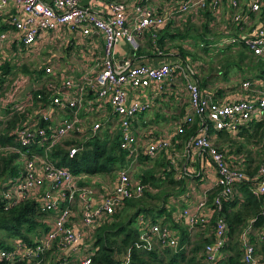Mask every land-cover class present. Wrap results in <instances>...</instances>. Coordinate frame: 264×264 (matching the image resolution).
<instances>
[{
	"label": "built area",
	"instance_id": "obj_1",
	"mask_svg": "<svg viewBox=\"0 0 264 264\" xmlns=\"http://www.w3.org/2000/svg\"><path fill=\"white\" fill-rule=\"evenodd\" d=\"M148 1L0 0V19L5 13L6 6L11 2L24 11L25 15L22 18L13 14L10 20L15 29L23 34L26 45L36 40L40 30L51 31L65 23H69L72 27H80L85 34H90L94 29L103 33L101 68L93 78H88L87 82L96 87L97 96L101 101H109L112 105L119 117L121 146L127 149L129 156L132 157L137 156L140 148L133 130L134 118L140 112L149 109L152 103L138 97L131 99L129 89L149 87L153 83L161 88L174 67L170 62L155 65L133 63L130 59L118 61L116 48L123 36L127 37L133 45L138 46V36L146 28L167 23L172 16L177 15V12L199 13L203 9L210 8L217 14L215 20L218 22L223 19L221 12H226L227 9L228 15L230 14L229 21H231V24L226 26L228 35L218 42L209 44L225 48L227 45L237 43L239 37L232 33L230 27L235 23L239 25L253 18L260 23L254 26L252 32L246 34L245 42L253 53L264 54V20L262 18L264 0H175L176 10L168 14L159 13ZM96 2L106 4L109 10L106 15H101L98 6L95 7ZM129 18L133 19L132 24ZM7 36L6 32L0 31V41H4ZM1 65L0 59V84ZM176 66L183 69L186 65L178 63ZM47 70L50 71V68ZM23 78L26 80V77ZM187 80L191 114L181 120L178 131L185 132L186 126L195 122L196 118L198 119V132L193 135L191 142L199 148L206 149L216 164L220 192L215 197V203L220 209L223 198H231L238 188L237 183L248 174L243 168L234 167L228 162L225 153L209 136L210 125L216 129L227 128L238 131L241 125L253 119H259L264 114V87L260 89L258 95L250 98L220 101L205 93L198 82L192 79ZM15 81L16 79L9 89L11 90L9 99L14 97L18 90L20 91L17 86L22 80L18 84ZM64 83L71 84L72 81L67 79ZM54 85L52 82L48 83L52 90V99L56 103H61L60 95L54 93ZM243 85H250V81H243ZM79 101L80 99H76L71 101V104L77 106ZM99 127L100 123L94 124L95 130ZM81 129L80 118L77 115L65 117L54 127L41 123L39 120L18 124L16 131L18 141L22 145L19 150H21V157L24 158V169L20 176L11 180L12 187L2 193V196L12 204H17L26 197L36 198L40 201L42 210L49 214L48 219L52 227L38 237L34 245H30L24 239H16L12 247H0V259L22 262V264H90L92 257L86 252L83 244L86 235H90V231L98 225L103 216L115 210L118 200L140 196L144 192L145 184L132 178L127 168H120L114 188L108 196L99 204L91 202L92 193L89 186L78 183L80 175L74 174L71 168L51 160L47 152L68 135ZM168 144L169 140L166 138L154 140L148 145L147 152L150 156H155ZM41 147L45 153L40 151ZM81 147V143L73 145L70 148V155L73 156ZM253 177L256 184L252 187V191L258 195L264 193V161ZM78 203L82 207L81 213L77 212ZM206 203L207 198L203 199L199 205L204 207ZM182 216L189 218L191 227L206 219L199 213L192 214L188 209H183L178 218ZM78 217H81L80 223L76 219ZM138 224L141 229L139 244L142 247L153 248V241L175 246L179 241L178 234L169 224L151 221L144 214L138 216ZM248 228L250 229L251 225ZM227 231V221L224 218H218L215 225V240L206 245L207 264H218L227 243ZM242 242L246 263L256 264V247L249 238L248 229L242 234ZM56 245L60 247L57 251L67 249L69 255L57 252L55 256L48 258L47 250H51ZM71 256L79 261L71 260ZM129 263L130 258L127 256L123 264Z\"/></svg>",
	"mask_w": 264,
	"mask_h": 264
},
{
	"label": "crops",
	"instance_id": "obj_2",
	"mask_svg": "<svg viewBox=\"0 0 264 264\" xmlns=\"http://www.w3.org/2000/svg\"><path fill=\"white\" fill-rule=\"evenodd\" d=\"M148 3L161 14H168L176 10L175 0H149ZM96 6H98V11L101 15H106L109 11L103 2H96ZM13 14L18 15L20 18L25 15L24 11H21L20 6L11 2L6 6L5 13L0 19V31L6 32L8 35L4 41H0V58H2L1 60L4 64H9L10 70L5 77L11 78V81L5 84L4 90L10 89L11 84L15 80L13 77L16 70L20 71L18 77L23 76L20 78L22 82L18 86L20 91L11 100L7 95L5 98L0 97V107H4L9 102H13L17 107L26 104L29 110L27 111V121L36 122L39 120L41 123L46 122L44 124L53 127L61 123L65 117L77 115L80 118L82 129L76 131V133H79L80 136L84 134L85 138H88L99 130L101 132L108 131L112 137L117 134L120 135L119 117L112 105L109 101H101L97 96L96 87L87 82V79L93 78L101 68L104 46L103 33L94 29L90 34H85L80 27H72L69 23H65L51 31L40 30L36 40L32 44L26 45L23 41V34L15 29L10 20ZM215 17H217V14H215ZM229 17L230 14L228 15L227 9L226 12H221V18L224 19L226 26L229 25ZM206 20L207 17L201 13L177 12V15L172 16L170 21L156 26L157 28H161L170 22L173 28L169 27V30L172 32L179 29L183 31L189 24L196 23L198 26H201ZM129 22L132 24L133 19L129 18ZM214 23H216L215 19ZM259 23V21L249 18L246 22L239 24L236 30H234L233 26L230 27L232 31L236 32L234 35L239 37V41L225 48L226 50L224 49L221 53L235 54L236 50L244 49L246 53L251 54L253 57L256 56L263 59L261 61L256 59V62H254L253 67L258 68L256 72H240L234 76H230L229 74L232 68L230 67L228 72L225 73L223 65H219L215 69L216 71L204 74L203 71L206 63L200 61L199 65L188 56L190 54L193 55V50L195 49L192 45L191 36H187L183 41H178L184 45L183 47L190 50V53L186 57H183L179 53L178 47H172L168 51L150 49L143 54H137L136 49L138 46L133 45L124 36L117 44L116 55L120 62L125 59H130L133 63H150L155 65L162 62H170L174 67L170 77L164 81L161 88L156 83H153L149 87L129 89L131 99L138 97L150 101L152 106L146 111L140 112L134 118L133 130L140 147L139 152L135 157L129 156L128 164L121 168H127L132 178L137 181L142 180L141 175L145 171L152 170L156 175L157 182L163 183V189L170 193L165 202L167 208L172 209L176 220H183L188 225V217L182 216L178 218L183 209H188L192 214L199 213L201 216H204L206 219L203 223H206L214 215L215 211L208 202L204 207H201L199 204L203 199L207 198L208 201L209 192L218 186L219 176L216 164L209 152L206 149L195 146L191 142L194 134L185 139L183 138L184 132L178 131L181 120H184L187 115L191 114L187 79L198 82L205 93L220 101H234L243 97L250 98L258 95L260 89L264 87V54H255L248 45L247 47H243L240 42L241 40L245 42L246 34L252 32L254 26L259 25ZM224 33H226V29ZM138 37L142 39L143 34H140ZM220 39L212 40V42H218ZM196 48H199V45ZM209 50H206V52L212 54L218 49ZM242 61L240 64L249 61V59L245 58ZM178 63H183L186 66L182 69L176 66ZM23 65H27L34 71L44 70V77L55 78L56 82L54 83L53 90L55 94L60 95L61 103L53 101L45 106H35L32 98L33 90L48 83L36 79L34 76L31 77L32 73H29L30 75L23 73ZM48 68H50V71L47 70ZM23 77H26V80ZM67 79H70L72 83L65 84L64 82ZM246 80L250 81V85H243V81ZM76 99H80V101L77 106H73L71 101ZM0 116L4 118L8 117V113H5V108H0ZM88 118L95 119L96 121L91 122ZM96 123H100L99 130L94 129V124ZM247 126L250 128V131L253 130L252 125L248 124ZM224 130H229L232 135L220 133V129L213 128L209 136L225 153L228 162L232 166L247 167L251 164V159L247 156L248 153L243 152V150L248 148L247 138L241 135L234 137L239 131H233L232 129ZM90 131L93 132L88 135ZM197 132L198 129L195 134ZM161 138L168 139L169 144L159 151L157 155L150 156L147 152L148 145L154 140ZM232 139L234 141H231ZM263 143L264 141H261L259 144L264 149ZM238 145H244L245 148L236 151ZM262 155H264V152H262ZM21 161L24 166L22 157ZM156 161H158L157 164ZM154 166L158 172H155ZM170 169L173 170V177L181 181L179 184L167 182L166 170ZM78 175H80V178L90 181V183L102 184V179L98 183L96 179H89L86 173ZM87 183L90 184L89 182ZM101 190L104 193L92 194L91 202L99 204L110 193L105 184H102ZM76 208L81 213V204L78 203ZM168 214L163 213L159 215L156 221L171 225L168 221L169 218H166ZM147 217L149 220H153L151 214ZM164 219H167V221H164ZM197 227L194 229L197 232L203 230L200 233L208 236H211L213 233V229L206 230L200 226L199 228ZM87 237L88 235H86L83 243L86 249L88 248ZM61 253L69 255L67 249L63 251L58 250V254ZM226 254L227 249L222 251L221 258H224Z\"/></svg>",
	"mask_w": 264,
	"mask_h": 264
},
{
	"label": "trees",
	"instance_id": "obj_3",
	"mask_svg": "<svg viewBox=\"0 0 264 264\" xmlns=\"http://www.w3.org/2000/svg\"><path fill=\"white\" fill-rule=\"evenodd\" d=\"M226 7L229 8L228 6ZM200 13L206 16L207 20L201 26L196 23L189 24L183 31L180 29L177 31L173 30L174 32L169 30V27L173 28L170 22L161 28H157L156 25L149 26L141 33L143 38L140 39L138 37L139 45L136 53L143 54L150 49L168 51L172 47H178L179 53L186 57L190 50L183 47L184 45L178 41H183L187 36H191L195 38L197 45H205L203 50L206 51L212 47L211 50L218 49L212 53L213 56L216 58L224 57L226 54L221 53V51H224L226 47L221 50L218 45L211 46L209 43H212V40L217 38L211 37L212 39H210L203 30L204 28L205 30L212 29L218 24V22L214 23L216 18L214 10L206 8ZM262 18L264 20V13ZM261 22H263L262 19ZM229 24H231V21H229ZM233 27L234 30L238 29V23L233 24ZM193 28H196V33L191 31ZM225 29L226 24L222 29H218L222 35L218 39L228 35L227 31L224 35L222 34ZM232 33L236 32L232 31ZM240 44L243 47H247L246 42L242 40ZM235 54L244 60L245 58L247 59V56H250L244 49L236 50ZM259 60L263 59L259 57ZM239 64V61L232 59L231 61H224V72L227 73L230 67L233 68ZM22 67V70L32 73L36 79H44V70L34 71L27 65ZM1 69L0 97L5 98L6 95L2 94L10 95V90H4L5 84L11 81V78L5 77L10 70L9 64L2 62ZM32 98L35 106H45L52 103L50 86L44 84L42 87L34 89ZM0 108H5V113H9L6 118L0 117V191H6L12 187L11 180L20 176L24 169L21 161V150H19L22 145L18 141L19 137L16 128L18 124L26 122L28 118L27 109L18 108L13 102H9ZM248 124L253 126V130L250 131ZM198 126L199 122L196 118L193 124L186 126L187 129L183 133V138L186 139L195 134ZM213 128V125H210V131ZM224 129L227 128L220 129V133L232 135L229 130ZM238 131L234 137L241 135L247 138V146L249 148H247V156L250 157L252 149L255 148L253 147L255 146L253 145L254 142L260 143L264 141V115L262 118L253 119L249 123L241 125ZM246 131L247 133H245ZM231 141L234 140L232 139ZM64 142L51 147L48 151V157L58 164L71 168L76 175L116 172L129 162L128 150L121 146L119 134L112 137L108 131L101 132L99 130L83 140L72 138ZM80 143L82 147L71 156L70 148ZM69 146L71 147L69 148ZM242 148H245V146L238 145L236 151ZM263 150L262 148L261 151ZM40 151H44L43 147L40 148ZM243 152L246 151L243 150ZM263 161L264 155L253 170H250L251 164L245 167L248 175L237 183L239 184L238 188L231 198H223L220 209L215 203V197L220 192V187L217 186V188L209 192L207 202L215 211L214 215L206 223H198L193 228L183 220H176L172 209H168L165 203L170 193L163 189V183L157 182L156 175L152 170L145 171L141 175L142 180L140 181L145 184L144 192L140 196L125 197L118 200L115 210L103 216L100 219V223L90 231V235L87 238L88 248L86 249V252L90 253L92 257L90 264H123L127 256L130 258L129 264H207L206 245L215 240V225L218 218H224L228 223L227 243L223 249H227V254L224 258L222 257L218 260V264H247L244 259L242 242V234L246 229L249 231L250 240L256 247L255 255L258 262L256 264H264V193L258 195L252 191V187L256 184L253 176L258 172ZM166 172L168 183L179 184L181 182L173 177V170H166ZM87 182L90 183V181L83 178L81 181L79 180L82 185ZM156 188L158 189L156 190ZM154 198L156 200L161 198V203L154 202L152 200ZM163 213H169L166 218H169L168 221L171 225L168 224L178 234L179 241L177 245H162L161 248L157 246L150 249L140 246L141 229L138 224V216L140 214L145 216L151 214L153 221H156L158 216ZM48 215L46 211L42 210L40 201L34 197H26L17 204L8 203L5 197H0V247L10 248L16 239H24L30 245H34V241L52 227L47 217ZM164 221H167V219H164ZM250 225L251 228L249 229ZM199 226L206 230L213 229V233L208 236L200 233L203 231L201 230L197 232L196 237H192L191 232L195 227L199 228ZM58 248L60 247L56 245L51 250H47L48 255L52 254L51 257L55 256ZM71 257V260L79 261L75 257ZM11 262L15 261L0 259V264ZM16 263L22 264V262Z\"/></svg>",
	"mask_w": 264,
	"mask_h": 264
},
{
	"label": "rangeland",
	"instance_id": "obj_4",
	"mask_svg": "<svg viewBox=\"0 0 264 264\" xmlns=\"http://www.w3.org/2000/svg\"><path fill=\"white\" fill-rule=\"evenodd\" d=\"M210 24V23H209ZM225 25V23H224V20L223 19H221L220 21H218V24L215 26V27H212V29H208V30H205V28L203 29L205 32H206V36L208 35V37H210V39H212L211 37H213L214 39L215 38H219L220 36H222L221 35V33L218 31V29H222V27ZM195 27V26H194ZM199 28V27H198ZM196 28H193L191 31H193L194 33H196V30H195ZM227 29V28H226ZM232 30V29H231ZM228 32V31H227ZM223 35L225 34L224 32L222 33ZM192 45L195 47V49L193 50V55L194 56H196V57H194L193 55H188V56H190L192 59V61H195L197 64H199V63H201L200 61H204L205 63H206V67H205V69H204V74L205 73H207V72H213V71H216L215 69L216 68H218V66L219 65H223V63H224V61H226V60H228V61H231V59L232 60H236V61H239V62H241L242 60H244V59H242L241 57L239 58L238 57V55H236V54H233V53H230V54H226L224 57H221V58H216L215 56H213L212 54H209V53H207L206 51H204L203 49L204 48H202L203 47V44H199V48H196V46H197V42H196V40H195V38L194 37H192ZM231 46V45H230ZM212 47H210V49H211ZM226 48H228V47H226ZM209 49V48H208ZM197 53V54H196ZM249 54V53H248ZM250 56H247V59H249V61H246V62H244V63H241V64H239L238 66H235V67H233L231 70H230V76H234V75H237V74H239L240 72H248V71H251V72H256L257 70H258V68L257 67H253V65L255 64L254 62H256V59H259V57H253L251 54H249ZM225 63H228V62H225ZM207 64H209L208 66H207ZM200 65V64H199ZM247 66H250V67H248L247 68ZM20 71H15V76L13 77V79H16V81H15V83L16 84H18L19 82H20V78L23 76H20L19 78H18V73H19ZM23 73H27L28 75H30L29 74V72H25V71H23ZM31 77H33V75L31 76ZM30 77V78H31ZM36 80V79H35ZM40 80V79H39ZM39 80H36V81H39ZM43 81H46V83H55L56 82V79L55 78H53V77H44V79H43ZM40 82V81H39ZM17 88H18V86H17ZM1 91V90H0ZM11 91V90H10ZM19 92V90L14 94V97L16 96V94ZM2 95H7V94H2ZM8 97H9V95H8ZM12 99V98H11ZM10 99V100H11ZM10 100H8V101H10ZM21 103V102H20ZM21 109H27V105L26 104H24V105H20L19 106ZM29 107V106H28ZM27 111H29L28 109H27ZM91 122H95L96 120L95 119H91V118H88ZM99 130V129H98ZM92 132L93 131H90L89 133H88V135H90V134H92ZM87 135V136H88ZM86 137V136H85ZM84 137V134L83 135H81L80 136V134L79 133H72V134H70V135H68L62 142H61V144H63V143H65L64 141L65 140H68V139H72V138H76V139H82V138H85ZM253 145H256L255 146V148H253L252 149V151H251V154H250V161H251V168H250V170H253L254 169V167L255 166H257L258 165V163L262 160V158H263V155H262V152H264V151H261V147H260V144H259V142H257V143H255L254 142V144ZM67 147V146H66ZM71 146H69V148H70ZM68 148V147H67ZM49 151V150H48ZM47 151V152H48ZM244 151H246L247 153H248V151H247V149L246 150H244ZM43 153H45V151H42ZM157 155V154H156ZM23 160H24V158H22ZM158 160V159H157ZM158 163V161H156V164ZM245 171H246V168L245 167H242ZM154 170H155V172H158V170H156V168H155V166H154ZM246 174H248L247 173V171H246ZM117 176H118V170L115 172H103V173H96V174H93V175H89L88 174V177H89V179H96V180H98V183H100L101 181V179H102V184H105L106 186H107V189L109 190V191H112L113 190V188H114V183L116 182V179H117ZM80 179V181H81V179L82 178H79ZM78 183H79V180H78ZM80 184V183H79ZM102 184H95V183H90V184H88V183H86V184H83V185H88L89 186V188H90V193H92V194H98V193H104L102 190H101V186H102ZM82 185V184H81ZM46 187H47V185H46ZM111 189V190H110ZM5 191H0V197H2V193H4ZM154 202H156V203H161V198H157V200L154 198V199H152ZM132 209V208H131ZM130 211H132V210H130ZM78 212V211H77ZM47 217H49V215L47 216ZM77 219V221H79L78 223H80V221H81V217H78V218H76ZM191 234H192V237H196V235H197V231H195V230H193L192 232H191ZM89 236V235H88ZM88 238V237H87ZM88 240V239H87ZM13 242V241H12ZM152 245H154V247L153 248H155V247H157L158 246V248H161L162 247V243L161 242H159V241H156L155 243H154V241L152 242ZM229 250V249H228ZM51 255L52 254H49L48 255V258H51ZM8 264H19V263H16V262H11V263H8Z\"/></svg>",
	"mask_w": 264,
	"mask_h": 264
}]
</instances>
